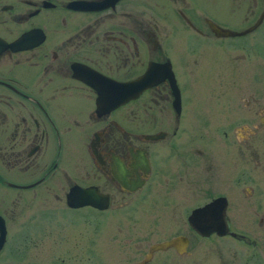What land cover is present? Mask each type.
Wrapping results in <instances>:
<instances>
[{"label":"flooded vegetation","instance_id":"af4514ba","mask_svg":"<svg viewBox=\"0 0 264 264\" xmlns=\"http://www.w3.org/2000/svg\"><path fill=\"white\" fill-rule=\"evenodd\" d=\"M191 3L0 0V251L40 234L57 248L44 264H66L63 226L79 225L94 264L97 240L156 198L183 226L157 242L186 241L160 252L188 255V216L216 199L227 234L208 236L255 244L234 227L241 204L264 208V0Z\"/></svg>","mask_w":264,"mask_h":264},{"label":"rangeland","instance_id":"374dc122","mask_svg":"<svg viewBox=\"0 0 264 264\" xmlns=\"http://www.w3.org/2000/svg\"><path fill=\"white\" fill-rule=\"evenodd\" d=\"M206 0H191V4L194 6V10L202 9V5ZM203 9L208 11V15H213L221 20L224 19V15L218 9L216 10V4L210 5ZM259 28H264L260 26ZM204 49L207 51L217 50V46L208 44L209 47L204 43ZM204 44L196 47L197 51ZM222 45H225L224 43ZM219 45L225 51V58H228L231 54H234L235 50L232 48H226L227 45ZM264 49V46H263ZM219 51V50H218ZM253 55V54H252ZM232 57V56H231ZM228 62V59L226 60ZM231 62V61H230ZM216 88L222 89L223 87L216 85ZM211 195H216L220 190H210ZM240 197L245 200L243 194ZM160 199V198H159ZM158 198L155 199L154 203L149 200H145L147 204H143L134 210L131 218L127 220L128 230L124 225L114 224L112 235L106 236V239L99 238L97 240V251L96 260L94 264H132L138 262L144 256V251L147 246L151 243H157L162 238H166L168 235L176 233L177 231L183 230V226L180 224L175 225L170 218L169 206L164 207ZM246 201V200H245ZM243 208L240 219L233 225L240 233L246 234V237L254 240L255 244L246 247L244 243L237 242L236 239L231 237H218L214 235L206 237H200L195 235L194 232L189 233L190 245L187 248L188 255H182L176 257L172 252H160L155 253L154 259L149 260V264H255L252 260H256L257 264H264V222L258 224L257 220L259 216L264 217V208H257L256 210L248 205L241 204ZM232 215L234 210L231 208ZM256 213V214H255ZM252 217V222L246 221ZM234 220V218H232ZM234 222V221H233ZM258 224V225H257ZM54 230L53 225H51ZM79 225L72 226L65 224L63 226L64 233L60 244L64 248V259L66 264H90L88 261V250L86 245L87 241L77 240L74 236L79 232ZM237 231V232H238ZM128 234L124 237V233ZM38 240L33 242V247H29L27 251L22 253L19 257H12L9 255L7 247L0 251V264H44L46 261L55 259L56 247L52 248V242L50 240L49 248L51 251L44 254L45 248L43 240L39 235L35 234ZM44 255V256H43ZM251 258V260H250ZM263 259V260H261ZM262 262V263H261Z\"/></svg>","mask_w":264,"mask_h":264},{"label":"water","instance_id":"95a60500","mask_svg":"<svg viewBox=\"0 0 264 264\" xmlns=\"http://www.w3.org/2000/svg\"><path fill=\"white\" fill-rule=\"evenodd\" d=\"M210 28H213V30L215 31L216 35L218 34H228L231 33L228 31H226L225 29H221L219 26L217 27L215 24H210ZM137 82L134 81L133 83H130L129 88L125 87L126 89H132V87H134V89H136ZM130 97L133 96H129V97H125L124 99L128 98L130 99ZM118 103V102H117ZM115 103V104H117ZM119 104V103H118ZM219 199H216L215 201H211L209 203H207L205 206H201L196 208L195 210L192 211V213L190 214V216H188V221H189V225L190 228H192V230L195 231V233L202 237H208L209 234L211 233H215L216 236L218 235H223V234H227V229L225 227V221L223 219V208H221V206H219ZM0 227H1V222H0ZM3 234L0 232V246L3 244V238H2ZM231 236L235 237L236 234L231 233ZM186 241H184L183 239H181V237H177V238H170L167 241H160L157 243H152L149 248L146 251V256H144V258L140 261H138L137 264H142L144 261L146 262L151 254L152 251H158V250H162V249H168L169 247H175L176 251H180L179 249H182L185 245ZM177 246H179L178 250H177Z\"/></svg>","mask_w":264,"mask_h":264}]
</instances>
